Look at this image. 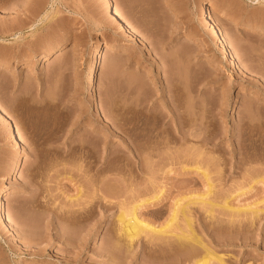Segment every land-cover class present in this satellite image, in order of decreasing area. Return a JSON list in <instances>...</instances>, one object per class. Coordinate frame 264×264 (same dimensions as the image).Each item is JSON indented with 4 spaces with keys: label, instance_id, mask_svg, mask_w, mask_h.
<instances>
[{
    "label": "rangeland",
    "instance_id": "obj_1",
    "mask_svg": "<svg viewBox=\"0 0 264 264\" xmlns=\"http://www.w3.org/2000/svg\"><path fill=\"white\" fill-rule=\"evenodd\" d=\"M0 23V264H264V0H0ZM161 189L140 216L163 234L129 241Z\"/></svg>",
    "mask_w": 264,
    "mask_h": 264
},
{
    "label": "bare ground",
    "instance_id": "obj_2",
    "mask_svg": "<svg viewBox=\"0 0 264 264\" xmlns=\"http://www.w3.org/2000/svg\"><path fill=\"white\" fill-rule=\"evenodd\" d=\"M107 1V0H106ZM52 8H53V6H52ZM109 9H111V16H112V18L113 19H115L117 22L119 21V22H124L125 23V21L123 20L122 21V19L123 18H121L122 16H121V14H120V12H118V11H116V9L114 8H112V5H111V3H109L108 2V10ZM49 11V10H48ZM204 12H205V14H207V19L209 20V21H212L213 20V17H212V14L210 13V11H209V9L207 8V6H205V8H204ZM51 14V12H47L46 13V16L48 17L49 15ZM21 20V19H20ZM4 21V20H3ZM114 21V20H113ZM18 22V21H17ZM116 22V23H117ZM12 23V22H11ZM19 23V22H18ZM122 23L121 24V26H123V27H125L126 25L125 24H127V23ZM238 23V22H237ZM7 24V23H6ZM14 24H15V22H14ZM17 24V23H16ZM9 25V24H8ZM21 26V25H20ZM22 26H24V24L22 25ZM129 25H127L126 27H125V29L127 28L128 30V35H130V37H134V36H137V35H135V33H137L135 30L134 31H132L133 30V28L131 27V25H130V27L132 28V30H131V28L130 27H128ZM7 28L8 27H6L4 24H1L0 23V32H3V31H6L7 30ZM16 28V27H15ZM21 29V28H20ZM121 29H123L124 30V28H121ZM13 30V29H12ZM18 30V29H17ZM214 32V37H216V40L218 41V42H220V44H221V49H222V53L225 55L224 57H226V60H227V62L228 63H230L231 65H232V67L233 68H237V64L238 63H236V56L234 55V54H232L231 53V51H230V47H229V42H228V40L226 39V38H224V37H222L221 35H220V33L218 32L219 30H217V29H215V28H213L212 29ZM126 31V32H127ZM10 32V31H9ZM135 32V33H134ZM6 34V33H5ZM138 37V36H137ZM0 44H2V45H4L7 49H9V47H10V44H8V41L6 42V41H3V43H0ZM3 47V46H2ZM113 47H114V45H112V44H106V46H101V47H98L96 50H94V53H93V56H94V60H95V62H94V65H92V69H90L91 70V72H90V74H91V77H90V79H89V82H88V88L90 89V91L91 92H93V90H94V83H95V78H94V73L96 74V71H99L100 70V68H101V62L99 61L100 60V57H101V55L103 54V53H107V52H109L110 50H112L113 49ZM61 49V48H60ZM62 49L61 50H59L58 49V51H56V53H60L58 56H61V55H63L62 54ZM3 53V52H2ZM234 53V52H233ZM11 54V53H10ZM53 54V53H52ZM55 54V53H54ZM48 55H50V54H46V56H48ZM0 57H6L7 58V55H6V53L5 54H0ZM1 58V59H2ZM3 60V59H2ZM3 62V61H2ZM3 67H9V65H7V64H1L0 63V70L2 71L3 70ZM176 87V86H175ZM174 89V88H173ZM172 92V91H171ZM173 93V92H172ZM168 94V93H167ZM170 96V95H169ZM169 98V97H168ZM167 101V100H166ZM0 110H1V108H0ZM97 111H99V108H98V106H97ZM154 111V110H153ZM160 111V110H159ZM167 112V111H166ZM178 112H180V111H178ZM157 114H160V113H157V112H155V113H152L151 112V150H153V147H154V143H156V141H157V145L158 144H165V136H164V134H165V130L164 131H162V130H160V132L162 131V133H160L161 135H159V133H158V135L157 136H154V135H156L155 133H154V135H152V126L153 125H155L154 123H155V120H157V116H159V115H157ZM165 115V114H164ZM167 115V117H168V114H166ZM165 115V116H166ZM179 115H180V113H179ZM182 115V114H181ZM160 116H162L163 117V119H165L166 117L165 116H163L162 114L160 115ZM182 117V116H181ZM180 118V116L178 117V119ZM162 119V118H161ZM182 118H180V120H181ZM183 121V120H182ZM159 122H161V121H159ZM158 122V123H159ZM157 123V122H156ZM157 123V124H158ZM183 124V123H182ZM162 125V124H161ZM164 126H161V127H163V128H165V124H163ZM159 127V126H158ZM155 130V129H154ZM155 131H157V129L155 130ZM167 131V130H166ZM168 132V131H167ZM166 132V133H167ZM16 133H17V136L18 137H20L19 135H20V133H19V131H18V129H16ZM245 134H246V132H245ZM167 135V134H166ZM170 136V135H169ZM193 135H191V133L190 134H187L186 132H183V129H181V128H178L177 130H176V133H174L173 134V138H174V141H176V142H186L187 143V141H190L189 140V138L190 137H192ZM172 137V136H171ZM21 140V139H20ZM156 140V141H155ZM192 141V140H191ZM190 141V142H191ZM159 145V146H160ZM158 146V147H159ZM164 148V147H163ZM160 149V148H159ZM152 153V152H151ZM155 157H156V155H154ZM153 156H151V158H152ZM154 157V158H155ZM116 168V167H115ZM115 170V169H114ZM111 171H113V170H111ZM200 171V170H199ZM109 172V171H108ZM204 176H205V179H210L209 177H208V175L205 173L204 174ZM96 181V180H95ZM209 181V180H208ZM100 182V181H99ZM116 182V181H115ZM96 183H98V182H96ZM208 183V182H207ZM213 184V183H212ZM92 185H94V184H92ZM96 185V184H95ZM209 188V187H208ZM97 189V188H96ZM212 189H213V187L210 185V188H209V195H210V193H211V191H212ZM7 190H8V188L6 187V188H4L2 191H0V211H1V213H3V197H4V195L6 194V192H7ZM98 191V190H97ZM132 193V192H131ZM138 193V192H137ZM156 193V192H155ZM154 194V193H153ZM208 194H207V196H208ZM81 195V194H80ZM83 195V194H82ZM137 195V194H136ZM206 195V194H205ZM134 196V195H133ZM141 196V195H140ZM145 196V195H144ZM97 197V196H96ZM130 197V196H129ZM135 197V196H134ZM162 197H164V191H163V189H161L160 190V192H158L157 194H155L154 196H152L150 199H146V200H142V201H140V202H138V203H135L136 205L135 206H133V208L131 209V211H130V213H129V218H128V220L127 219H125L124 217L122 218V214L120 215V220H121V224H122V231H123V234H125L124 235V237L126 236V239L128 238V239H130L129 241H132V240H134L135 238H137L140 234H142V232L144 233V232H151V233H158L159 234V237H161L160 236V234H163V230L162 229H158V228H156V227H153V226H151V225H149L148 223H145L143 220H142V218H141V216H140V212L142 211V210H144V208H146V207H148V209H149V206H153V205H155V204H157V203H159L160 201H161V199H162ZM139 198V197H138ZM201 198V197H200ZM79 199V198H78ZM80 200V199H79ZM140 200V199H139ZM133 201V200H132ZM135 202V201H134ZM212 202V201H211ZM194 203V202H193ZM217 205V204H216ZM101 207V206H100ZM156 207V206H155ZM182 207V206H181ZM186 207V206H185ZM188 207V206H187ZM218 207V206H217ZM221 207H223V206H221ZM183 208V207H182ZM96 209V208H95ZM180 209V207H178V208H176L175 210H174V212H173V214H172V216L169 218L170 220H169V222H168V227L167 228H169L170 226H172V224H173V222H175V220L177 219V214H178V210ZM184 209V208H183ZM187 209V208H186ZM225 209L226 210H231V212H233V209L232 208H229V207H226L225 206ZM94 210V209H93ZM181 211H182V209H180ZM92 212V211H91ZM123 212V211H122ZM180 212V211H179ZM184 212V211H183ZM235 212V211H234ZM78 213V212H77ZM125 213V212H124ZM128 213V212H127ZM76 215V214H75ZM3 219H2V221H3V223H4V225L5 226H8L7 224H6V217H5V214H3ZM77 217V216H76ZM75 217V218H76ZM64 218V217H63ZM119 218V217H118ZM188 220V219H187ZM190 221V220H189ZM67 222V221H66ZM190 223V222H189ZM191 225V224H190ZM10 226V225H9ZM121 227V226H120ZM190 229H191V226H190ZM165 230H166V233H167V229H164V232H165ZM194 232V231H193ZM166 233H164V234H166ZM158 234H156V235H158ZM195 235V234H194ZM164 236V235H163ZM180 236V235H179ZM182 238V237H181ZM181 240V239H180ZM188 240L191 242V241H193V240H195V238L194 237H192V236H190L189 238H188ZM186 241H187V239H186ZM195 242V241H194ZM183 243V242H182ZM196 243H197V245H198V243H199V241H196ZM196 243L194 244V245H196ZM200 244V243H199ZM191 245L193 246V244L191 243ZM190 245V246H191ZM196 245V246H197ZM185 246V245H184ZM191 246V247H192ZM196 246L194 247V248H196ZM203 246V245H202ZM187 247V246H186ZM198 247H200V246H198ZM197 247V248H198ZM175 248V247H174ZM194 248H192V249H194ZM188 249V250H187ZM186 250H187V254L188 253H190L189 255H187L188 257H186L187 258V261H189V262H194L193 264H197L198 262L196 261L195 262V258L196 257H198V254L197 253H199V252H197L198 251V249H197V251H196V249H194L195 251L194 252H189V251H191L190 249L191 248H187ZM209 249V248H208ZM185 249H184V252L186 251ZM206 250V253H207V255H206V257L204 258V259H206L207 257L208 258H210L211 260H212V258H216L215 256L214 257H212L213 256V253H212V251L210 252V251H208L207 249H205ZM173 251V250H172ZM182 251V250H181ZM199 251H202V250H199ZM174 253V252H173ZM203 253V252H202ZM201 253V254H202ZM205 253V254H206ZM175 255V254H174ZM200 255V254H199ZM204 255V254H203ZM205 256V255H204ZM180 257V256H179ZM207 258V259H208ZM218 258V257H217ZM222 257L220 256L219 257V264H224L223 263V258L221 259ZM197 259V258H196ZM210 259H208V260H210ZM225 259V258H224ZM215 260H217V259H215ZM171 261V260H170ZM184 262V261H183ZM204 262V261H203ZM170 263V262H169ZM202 263V262H201ZM210 262H208L207 261V263H204V264H209ZM174 264V263H173ZM198 264H200V262L198 263Z\"/></svg>",
    "mask_w": 264,
    "mask_h": 264
}]
</instances>
